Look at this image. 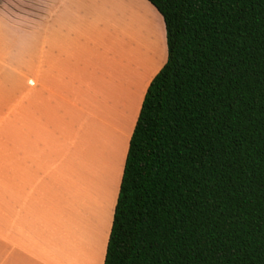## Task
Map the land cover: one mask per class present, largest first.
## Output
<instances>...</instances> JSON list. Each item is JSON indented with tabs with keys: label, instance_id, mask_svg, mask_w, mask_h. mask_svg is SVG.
<instances>
[{
	"label": "crops",
	"instance_id": "crops-1",
	"mask_svg": "<svg viewBox=\"0 0 264 264\" xmlns=\"http://www.w3.org/2000/svg\"><path fill=\"white\" fill-rule=\"evenodd\" d=\"M153 9L0 0V264H92L100 239L104 264L130 139L165 65L131 79Z\"/></svg>",
	"mask_w": 264,
	"mask_h": 264
},
{
	"label": "trees",
	"instance_id": "trees-1",
	"mask_svg": "<svg viewBox=\"0 0 264 264\" xmlns=\"http://www.w3.org/2000/svg\"><path fill=\"white\" fill-rule=\"evenodd\" d=\"M168 60L129 143L104 264H264V0H147Z\"/></svg>",
	"mask_w": 264,
	"mask_h": 264
},
{
	"label": "rangeland",
	"instance_id": "rangeland-1",
	"mask_svg": "<svg viewBox=\"0 0 264 264\" xmlns=\"http://www.w3.org/2000/svg\"><path fill=\"white\" fill-rule=\"evenodd\" d=\"M130 15L133 17L132 19V26L135 25V22L141 24V16H139L136 13L134 4L131 6ZM152 11V10H151ZM144 11L143 15L147 18L148 21V27H147V34L142 35L140 34V39H138V42L143 43V49L139 51V54L137 56L136 62H134V65H131V70L133 76L131 79L134 81L142 79V69H144L146 66L151 68L153 65V69L150 70L149 78L152 74L156 73V71L160 68L161 65H164L167 63L168 60V46H167V37H166V29L165 24L160 16V14L153 9V11ZM140 29V26H139ZM147 37V38H146ZM146 38V39H145ZM145 39V40H144ZM158 41L160 42V51L157 50V44ZM144 43H147V47L144 45ZM158 51V52H157ZM145 66V67H144ZM146 83V81L143 82V86ZM142 86V87H143ZM140 97V94H139ZM132 98V96H131ZM128 102V101H127ZM124 104V103H123ZM124 109H126V104L123 105ZM126 144V143H125ZM105 192L102 193L100 197V202H105ZM103 232V231H101ZM102 241V239H101Z\"/></svg>",
	"mask_w": 264,
	"mask_h": 264
},
{
	"label": "bare ground",
	"instance_id": "bare-ground-1",
	"mask_svg": "<svg viewBox=\"0 0 264 264\" xmlns=\"http://www.w3.org/2000/svg\"><path fill=\"white\" fill-rule=\"evenodd\" d=\"M91 224V223H90ZM88 231V230H87ZM87 231H82L80 232L81 235L84 236V239L87 237ZM101 244H102V241L100 239V241L98 242L97 245H95V247L93 248V251L90 250L89 252V255H90V258H91V263L92 264H99V260L100 259V252L102 253V249H101ZM87 247V246H86ZM88 249V248H87ZM80 256V259H81V255ZM82 261V260H81ZM82 262H79V264H81Z\"/></svg>",
	"mask_w": 264,
	"mask_h": 264
}]
</instances>
